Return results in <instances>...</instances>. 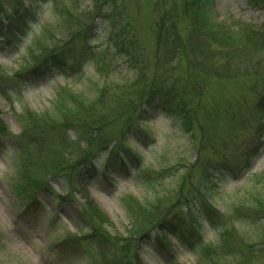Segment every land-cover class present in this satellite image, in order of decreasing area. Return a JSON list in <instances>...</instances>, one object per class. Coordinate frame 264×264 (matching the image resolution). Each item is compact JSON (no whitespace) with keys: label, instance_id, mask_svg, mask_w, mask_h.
Segmentation results:
<instances>
[{"label":"rangeland","instance_id":"rangeland-1","mask_svg":"<svg viewBox=\"0 0 264 264\" xmlns=\"http://www.w3.org/2000/svg\"><path fill=\"white\" fill-rule=\"evenodd\" d=\"M97 1L29 0L25 5L34 14V20L26 34L19 42L0 39V77L6 81L13 72L27 68L29 52L37 49V43L41 42V46L51 43H47V34H51L54 41L68 42L70 34L61 23L62 15L75 20L71 21L75 29L89 27L86 43L79 39L74 41L77 49L88 56L84 64L80 67L72 65L67 72H64L66 68L49 67L43 77L16 84V91L7 100L0 97L1 119L13 136L21 134V118L26 114L35 121L46 118L51 122L59 113L58 109L68 107L66 102L74 100L73 97L81 102L93 101L101 97L99 94L103 91L102 100L90 112L100 116L108 111V107L116 105L123 92L121 89L134 81L131 63L112 42V25L102 17L93 19ZM99 12L110 14L108 6ZM200 12L205 13L217 35L227 31L229 37L239 29L249 27L257 33V38L264 33V10L250 7L245 0H208ZM114 14L116 21L123 18L124 22L129 21L142 57L150 59L153 54L152 11L148 2L123 0ZM261 47L253 49L247 39L233 47L236 52L230 56L233 72L229 75L233 80L214 77V72L219 76L228 65L208 75L211 79L200 77L201 84H198L204 90L203 109L193 111L197 124L192 135L181 131L176 117L160 110L149 111L139 119L134 116L132 121H126L127 117L120 119L111 124L106 136L118 141L122 139L130 149L128 155L134 159L128 156L124 161L111 160L117 165L123 164L124 172L111 171L112 162L108 164V156L98 154L94 171L85 169L81 175L74 176V186L65 177L50 178V192L39 195V207L33 211H28L15 195L18 168L15 148H0V264H101L98 249L89 237L94 229L93 222L83 211L87 200L110 224L102 231L110 238L126 239L132 232L125 211L126 202V205L147 206L159 200L162 211L172 205L177 196L185 197L183 201L201 202L205 208L192 205L191 210L197 209L198 214L206 210L209 221L198 219L199 224L192 230L184 215L180 223L172 225L173 220L150 230L148 239L132 238V264H209L211 259L218 264H238L246 257L247 246L253 250L247 255L248 264H264V114L245 112L247 126H237L228 117L231 110L243 111L245 105L251 103L254 95L249 87L252 83L259 87L257 91H263L260 83L263 76L248 75L245 82L240 78L244 74L241 73L243 65L253 72L260 62V69L264 71ZM213 49L209 53L219 51L216 46ZM175 74L178 77V73ZM244 85L247 88L242 90ZM129 123L130 133L124 131ZM200 125L212 127L206 134L212 138L211 142L225 143L228 139V144L235 143L237 148L233 151L230 144L225 154L229 155L230 162L219 167L217 172L208 169L207 173L211 175L208 180L202 175L198 160L206 170L204 164H213L219 156L216 158L208 148L200 149L197 129L202 128ZM148 134L152 138L148 139ZM70 139L74 141L76 137L71 134ZM254 145L258 146L256 152L246 158V149ZM56 148H48L41 162L54 155L58 159ZM29 150L32 152L31 148ZM182 212L185 213V209ZM217 225H225L232 238L225 239L227 232L216 231ZM95 227L98 229L96 223ZM226 244L235 248L234 252L224 258L214 256H222Z\"/></svg>","mask_w":264,"mask_h":264},{"label":"trees","instance_id":"trees-1","mask_svg":"<svg viewBox=\"0 0 264 264\" xmlns=\"http://www.w3.org/2000/svg\"><path fill=\"white\" fill-rule=\"evenodd\" d=\"M27 1L29 0H0V39L19 42L26 34L29 25L34 20V14L29 6L25 5ZM146 1L152 11L150 33L153 50L152 57L147 60L142 57L138 49L139 42L136 34L134 35L131 31L133 28L129 21L125 20L124 22V18L116 21L117 15L114 13L123 0H99L96 2V13L93 19L102 17L112 25V42L116 45L118 52L131 63L135 73L134 81L125 85V89H121L123 92L114 107H108V111L100 116H93L90 113L91 109L102 100L103 91L99 94L101 97L93 101L81 102L78 98L73 97L74 100L66 102L69 104L68 107L58 109L59 113L54 114L55 118L51 122H48L46 118H37L35 121L29 115H24L21 118L23 129L19 136H13L9 132L0 113V148L11 146L16 150L18 168L14 191L17 199L28 211L39 207V195L50 192V178L65 177L74 186L73 177L81 175L85 169L94 171V161L100 154L108 156V164L112 162L111 171L123 173V164L117 165V162L111 160L124 161L129 156L130 149L123 144L122 139L118 141L112 139L111 136L109 138L106 136L111 124L120 119L127 117L126 121H132L134 116L135 119H139L149 111L160 110L167 115L176 117L181 131L192 135L195 124H197L193 111L196 113L197 110L203 109L201 100L204 90L198 84H201L200 77L211 79L208 75H212L211 73L214 71H221L219 68L228 65L227 69H222L223 74L219 76H215L218 75L217 72L213 74L215 78L225 79L227 77L228 80H233V76H229L233 72L230 68V56L235 55L236 51L233 47H236V44L244 39H247L253 49L255 46H262V52L264 51V33L257 38V33H253L250 27L239 29L237 33H232L229 37L227 31H224L222 35H217L218 32L216 33L209 24L205 13L200 12L208 0ZM245 1L250 7L264 10V0ZM104 6H108L110 14L99 12ZM61 17L63 18L61 23L70 34L68 42L54 41L53 36L47 34L46 31L45 34L49 36L47 43L49 41L51 43L47 46H45L46 44L41 46V42L37 43V49L29 52L30 60L27 62L29 64L25 66L27 68L13 72L9 78H6V81L0 77L1 98L7 100L10 94L16 91V84H25L31 78L43 77L49 67L66 68L64 72H67V69L72 65L80 67V64H84V59L86 60L88 56L85 52L77 49L74 41L79 39L86 43L88 38L85 35L89 27L75 29V25L71 23L75 20L68 15ZM70 28L73 30L69 31ZM229 42L231 43L229 44ZM256 42L257 44H255ZM215 46L219 51L216 54L209 53ZM84 48L83 46L82 49ZM262 62L264 64V59ZM261 66L259 62L257 69L253 72L245 65L241 68V73H244L240 75L241 81L245 82L249 79L246 78L248 75L257 78L263 76L260 78L261 81L259 80L263 91H257L259 87L256 83H252L249 87L250 92L254 95L251 103H247L243 111L242 109L238 111L233 109L229 112L230 122L237 126L243 124L247 126L244 121L245 112L255 115L264 114V71L260 69ZM175 73H178V77ZM245 88H247L246 85L241 89L245 90ZM130 127L131 123L127 124L124 131L130 133L132 130ZM197 129L200 133V149L204 151L205 148H208L213 155L217 156L216 158L219 156V159L215 158L213 164L207 162L204 164L206 170L198 160L197 164L202 170V175L208 180L211 178V175L207 173L208 169L217 172L219 167L227 166L230 162L227 158L229 155H225L230 144L233 151L237 148L235 143L228 144V139L225 140V143L213 142L214 140L211 142L212 138L206 136L212 129L210 125L202 126L201 129L197 127ZM68 132H72L71 134L76 137L74 141L70 139L71 134L68 135ZM146 137L150 139L152 135L148 134ZM141 144L145 146L144 143ZM51 147H58L56 149L59 151V158L56 159L54 155L50 160L41 162L42 155ZM257 147L254 145L246 149L245 157L252 156ZM30 148L32 152L29 150ZM129 158L134 159L132 156ZM184 198L177 196L172 205L162 211L159 209V200L157 203L147 206H138L137 203L126 205V202L125 211L132 227V232L127 235L126 239L108 237L102 228L110 224L104 214L90 200H87L83 205V211L85 217L93 222L91 225L94 226V229L89 237H92L94 245L98 249L101 264H132V242L130 243L132 238L144 237V239H148L150 230L168 225L173 220L175 222L172 225L178 221L180 223L184 215L188 219V227L192 230L199 224L198 219L203 222L209 221L206 210L199 211V214L197 209L192 208L191 210L192 205H196L200 209L205 208L201 202L197 203L194 199L183 201ZM184 205H187V208ZM184 209L185 213L182 212ZM255 218H260V216ZM95 223L98 229L95 227ZM214 228L216 231L218 229L224 231L223 234L227 232L225 239L232 238L229 231L225 229V225H217ZM172 235L177 236L176 233H172ZM234 249L226 244V248L221 252L222 256L216 254L214 256L227 257L229 252H234ZM251 251H253L252 248L247 246V255H250ZM247 255L242 259V263L238 264H248ZM214 263L218 264L211 259L209 264Z\"/></svg>","mask_w":264,"mask_h":264}]
</instances>
